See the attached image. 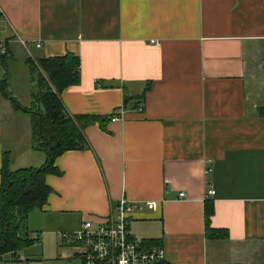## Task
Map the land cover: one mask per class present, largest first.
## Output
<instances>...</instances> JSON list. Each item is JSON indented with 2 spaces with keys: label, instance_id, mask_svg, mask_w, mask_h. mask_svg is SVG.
<instances>
[{
  "label": "crops",
  "instance_id": "0c3cea01",
  "mask_svg": "<svg viewBox=\"0 0 264 264\" xmlns=\"http://www.w3.org/2000/svg\"><path fill=\"white\" fill-rule=\"evenodd\" d=\"M0 42V80L20 69L28 104L25 60L73 53L80 83L60 93L66 112L120 119L87 127L86 147L55 159L61 175L45 177L52 192L29 215L33 237L61 242L123 197L151 200L156 211L134 212L128 232L163 248L164 264H264V0H0ZM23 115L0 96V168L3 151L17 168ZM28 123L17 169L45 162L28 165ZM206 205L227 239L206 237ZM21 253L5 257L22 264Z\"/></svg>",
  "mask_w": 264,
  "mask_h": 264
},
{
  "label": "trees",
  "instance_id": "16d2710c",
  "mask_svg": "<svg viewBox=\"0 0 264 264\" xmlns=\"http://www.w3.org/2000/svg\"><path fill=\"white\" fill-rule=\"evenodd\" d=\"M6 54L0 53V64L6 69L8 58L7 44L3 42ZM33 83L31 93L35 109L23 110L30 117V136L34 149L43 151L45 163L38 168L28 167L11 169L10 154L3 151L0 168V264L10 255L18 262L17 253L40 242L33 237L29 227V215L41 209L47 202L51 188L46 184L47 175L60 176L54 166L55 159L67 151L82 150L86 147L84 130L98 125L106 131V126L114 114L69 116L60 100V93L80 83V61L73 53L61 56L25 60ZM33 73L37 74L34 78ZM0 94L9 99L15 108H19L6 87V79L0 80ZM264 111V110H262ZM263 113V112H261ZM206 237L213 240H225L226 231L209 228L212 205L205 206ZM148 246H157L154 242H145Z\"/></svg>",
  "mask_w": 264,
  "mask_h": 264
},
{
  "label": "built area",
  "instance_id": "2783aa9c",
  "mask_svg": "<svg viewBox=\"0 0 264 264\" xmlns=\"http://www.w3.org/2000/svg\"><path fill=\"white\" fill-rule=\"evenodd\" d=\"M18 42L27 50L25 40L18 38ZM40 46L39 42L35 44L36 48ZM0 53L6 54L3 42H0ZM138 110L141 111L142 106ZM119 120V117L112 116L110 122ZM178 196L185 198L184 193ZM208 196H214L212 189L208 191ZM157 205L156 201L151 200L132 203L123 197L105 220H84L76 231L60 232L57 235L64 245L72 248L71 255L80 260L81 264H164L163 248L148 246L142 240L131 237L128 232V220L134 212L143 208L156 211Z\"/></svg>",
  "mask_w": 264,
  "mask_h": 264
},
{
  "label": "rangeland",
  "instance_id": "374dc122",
  "mask_svg": "<svg viewBox=\"0 0 264 264\" xmlns=\"http://www.w3.org/2000/svg\"><path fill=\"white\" fill-rule=\"evenodd\" d=\"M26 66L28 68V65H26ZM17 71L18 72L12 71L10 73L9 81L6 80V87L15 96L16 99L15 98H13V99L16 100L19 108L18 109L15 108L11 104L9 99H7L3 96L2 97L10 103L12 110L19 111L20 114L22 113V115L23 114L27 115L25 117L26 119H20L22 121L18 127V135H17L19 138V142H18L19 144H16V148L17 147L18 148L14 153V155L16 157V161H17V168H19V167H23L22 165H25V164H22V162L24 161L22 156L24 153L23 148H24L25 143H26L25 142V138H26L25 135L27 134V129L29 126L28 122H30L29 114L27 112L22 111L21 108L23 110L24 109L25 110H33V109H35V107H32V106H34V104L31 102V99H30V104H28V98H27V93H26L27 92L26 91L27 84L23 80L22 74H20L21 70L18 69ZM28 73H29V68H28ZM33 76H34V78H36L37 74L33 73ZM29 77H30V75H29ZM41 158H45V161H46V157H45L44 152L40 151V150H34V153L31 154V157H29V159H27V160H29L28 165H39L37 160H39ZM10 159H11V154H10ZM26 168H28V167H26ZM41 238H42L41 245L38 244V245L29 247V248L22 251V253H21L22 262H23L22 264H80L79 261L76 260V258L71 260V262H68L66 260L67 256H69L73 253L72 248L68 247V246L62 248L61 247L62 243L59 242V240H57L55 236L54 237L49 236L43 240V235H41ZM41 238H40V240H41ZM27 259H30V261L26 262ZM3 264H14V263H11V260H9V258L5 257V261Z\"/></svg>",
  "mask_w": 264,
  "mask_h": 264
}]
</instances>
